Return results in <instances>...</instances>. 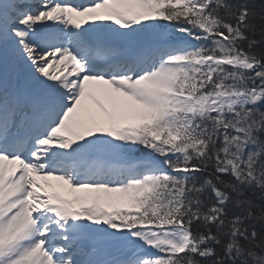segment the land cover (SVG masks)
Returning <instances> with one entry per match:
<instances>
[{"label": "snow or ice", "instance_id": "1", "mask_svg": "<svg viewBox=\"0 0 264 264\" xmlns=\"http://www.w3.org/2000/svg\"><path fill=\"white\" fill-rule=\"evenodd\" d=\"M0 264H264V0H0Z\"/></svg>", "mask_w": 264, "mask_h": 264}]
</instances>
